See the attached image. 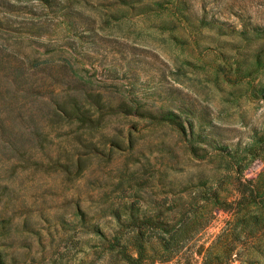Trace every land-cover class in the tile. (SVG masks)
I'll use <instances>...</instances> for the list:
<instances>
[{"label":"rangeland","instance_id":"obj_1","mask_svg":"<svg viewBox=\"0 0 264 264\" xmlns=\"http://www.w3.org/2000/svg\"><path fill=\"white\" fill-rule=\"evenodd\" d=\"M263 169L264 0H0V264H127Z\"/></svg>","mask_w":264,"mask_h":264},{"label":"trees","instance_id":"obj_2","mask_svg":"<svg viewBox=\"0 0 264 264\" xmlns=\"http://www.w3.org/2000/svg\"><path fill=\"white\" fill-rule=\"evenodd\" d=\"M260 175L261 171L253 178L255 185ZM219 193V189L213 188L203 203H192L191 211L183 214L179 223L172 228L165 227L158 241L150 243L149 251L142 247L144 232L138 230L134 237L139 242L131 240L133 247L128 248V243L123 241L116 254L122 253V261L127 264H154L157 259H170L188 244L189 247H196L194 251L200 256V264L249 262V248L259 250L260 244H264V192L258 198L254 195L251 199L240 195L234 202L228 201L226 206L223 205L225 199ZM215 207L226 209L229 216L216 233L198 241V233L211 221Z\"/></svg>","mask_w":264,"mask_h":264}]
</instances>
